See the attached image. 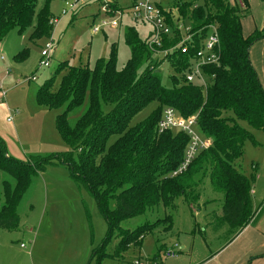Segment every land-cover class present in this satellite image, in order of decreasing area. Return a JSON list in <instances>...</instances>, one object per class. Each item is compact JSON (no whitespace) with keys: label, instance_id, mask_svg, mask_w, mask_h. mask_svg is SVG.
<instances>
[{"label":"trees","instance_id":"1","mask_svg":"<svg viewBox=\"0 0 264 264\" xmlns=\"http://www.w3.org/2000/svg\"><path fill=\"white\" fill-rule=\"evenodd\" d=\"M51 1L44 0L36 11L37 0H0V42L14 29L21 34L33 20L31 39L48 38L52 30ZM165 2L168 10L175 9L184 23L188 22L192 32L199 31L195 43L206 35L207 25L216 28L217 60L203 67L208 78L206 90L185 80L189 57L177 50L166 57L174 74L169 85L163 84L155 72L161 61H154L155 52L148 47L147 39L141 40L128 26L123 35L129 57L123 66H117L113 45L107 60L97 59L92 65L61 63L37 90L36 102L50 109L63 108L55 127L67 150L20 162L6 154L0 137V170L14 180L13 187L3 182L0 228H17L19 200L31 176L47 163L65 166L70 178L94 198L107 224V236L97 249L102 253H95L98 258L114 237H118L116 248L126 250L140 245L143 236L155 228L169 229L177 209L176 199L182 197L192 211L206 179L222 194L221 213L215 215V225L226 226L231 238L251 223L257 214L251 203V180L236 163L245 141L252 140L250 130L240 121L252 129L264 130V87L249 59L250 47L264 34L258 30L243 34L241 19L248 12L246 1H241L243 6L228 0ZM160 7L164 8L161 3ZM172 31L162 48L178 41L175 26ZM58 75L59 86L53 90ZM151 104L155 106L147 116L131 125L132 118ZM81 107L83 111L71 124L70 114ZM165 108L174 109L182 117L196 115L199 132L210 141L187 169L175 176L171 173L183 160L188 136L176 130L158 132ZM159 206L164 213L153 222L133 230L122 228L123 221L152 213ZM167 249L164 247V254Z\"/></svg>","mask_w":264,"mask_h":264},{"label":"rangeland","instance_id":"2","mask_svg":"<svg viewBox=\"0 0 264 264\" xmlns=\"http://www.w3.org/2000/svg\"><path fill=\"white\" fill-rule=\"evenodd\" d=\"M66 1L77 4L76 9L62 15ZM228 1L231 4L239 1V6H243L241 1L247 2L248 12L241 23L243 33L249 35L261 14L262 0ZM132 3L134 0H52L49 18L50 21L56 19V22L50 23L52 30L48 38L31 39L33 20L24 32L19 34L14 29L0 42V137L9 157L27 162L33 156L44 157L67 150L55 127L56 117L63 108L50 109L39 105L37 90L64 61L70 65H92L97 59L107 60L112 45L117 53V66H123L129 57L123 35L125 27L135 29L141 40L147 39L150 32V25L130 19L128 8ZM43 4L44 0H37L36 11ZM111 4L121 8L116 11L123 13L115 26L109 24L118 18ZM161 5L167 10L165 0ZM104 6L107 13L103 12ZM169 10L172 14L175 9ZM101 21L106 25L93 33L92 28ZM185 27H189L188 22ZM49 38L53 42L50 65L39 67L41 48ZM22 50L26 51L23 55ZM18 53V58L14 59ZM153 58L162 60L163 56L154 53ZM155 72L163 84L169 85L174 72L168 62L161 61ZM60 77H55L53 90L58 88ZM154 106L151 104L135 115L130 124L145 118ZM83 109L81 107L70 114L71 124ZM240 124L250 130L252 140L245 141L243 154L236 165L251 180V203L258 211L243 237L233 240L228 250L243 241L249 246L243 251L248 257L245 264H264V130L252 129L244 121ZM4 181L13 187V178L0 170V206L4 202ZM201 191L192 211L182 197L176 199L177 209L172 214L169 229L155 228L143 236L140 245H131L126 250L116 248L118 237H114L104 247V255L98 258L96 255L102 251L97 249L107 236V224L94 198L85 187L70 178L65 166L44 164L40 172L31 176L16 207L17 228H0V264H196L206 261L219 245L227 241L229 233L214 224L215 215L221 213L222 194L216 192L207 179L203 181ZM163 213L164 209L159 206L152 213L123 221L121 226L133 230L146 222H153ZM181 245L184 249L179 248ZM164 247L174 249L177 254L165 257ZM222 252L216 253L214 258H219L212 261L213 264L229 260Z\"/></svg>","mask_w":264,"mask_h":264},{"label":"built area","instance_id":"3","mask_svg":"<svg viewBox=\"0 0 264 264\" xmlns=\"http://www.w3.org/2000/svg\"><path fill=\"white\" fill-rule=\"evenodd\" d=\"M160 3L161 0H136L128 8L130 19L135 22H142L150 25L147 45L153 52L161 54L165 59L175 50L179 51L182 55H188L189 64L185 72V80L189 83L200 85L206 90L208 78L203 72V67L214 64L218 56L219 39L215 26L212 24L207 25L206 35L195 43L194 37L199 34V31L192 32L190 27H185V23L181 18L178 17L175 19L169 10L160 7ZM76 5L75 3L66 1L61 14L65 15L73 11ZM103 8V12L107 13L105 6ZM108 12H110V8ZM115 14H117L118 18L109 23L112 26L117 24V20H120L122 15L116 10ZM55 22L56 19L50 21L51 24ZM105 25L106 23L101 21L100 25L92 28V32L96 33L100 31L101 27ZM173 26H175L179 33V39L174 45L168 48H162L165 37L168 38L173 34ZM50 38L49 41L45 43L44 47L41 48L38 61L39 67H48L50 65L51 50L53 49V42ZM3 94H5V92H3ZM15 113H17V111H15ZM157 129L158 132L166 130L181 131L188 136L183 160L177 169L171 173L172 176L184 172L196 155L201 150L206 149L210 143V141L198 130L196 115L182 117L172 108H165L163 110ZM21 247H25V245L21 244ZM164 255L165 257H173L175 252L173 250H167Z\"/></svg>","mask_w":264,"mask_h":264},{"label":"crops","instance_id":"4","mask_svg":"<svg viewBox=\"0 0 264 264\" xmlns=\"http://www.w3.org/2000/svg\"><path fill=\"white\" fill-rule=\"evenodd\" d=\"M162 1V0H161ZM168 10V9H167ZM170 11V10H169ZM172 15L174 17H178V13L176 10L172 11ZM259 18L256 19L255 21V27L253 30H258L261 31L264 34V0H262L261 2V14L259 16H257ZM179 18H181L179 16ZM242 21V19H241ZM242 24V23H241ZM249 30V29H248ZM252 30V31H253ZM150 34V32H149ZM244 34V33H243ZM245 36H247L246 34H244ZM149 36V35H148ZM249 59L257 73V76L260 80V82L262 83L263 87H264V37L258 41H256L249 49ZM167 59L163 58L162 60H154V61H166ZM263 200V199H262ZM264 203V200H263ZM258 211V210H257ZM217 215H220L217 214ZM251 224V223H250ZM250 224H248L245 228H243L238 234H236L233 237H228V239H226L227 241H225V243H223V245H219L217 247V249H215V253L213 254V256L209 259H207L206 261H201L199 263L196 264H213L212 261H216L218 257L214 258L216 253L222 252L221 254H223L224 252L226 253V255L229 257V260L226 261L225 259L222 260L221 262H218L216 264H245L247 260V258L245 257V254H243V251L247 248L248 245H244V242L242 241L240 243L239 246H236L235 248H233L232 250H228L229 246L231 245V242L233 240H235L238 236L239 237H243V233L248 230ZM222 228L225 230L224 233H228L227 231V227L226 226H222ZM193 232H195V229H192ZM197 231V229H196ZM205 232V231H203ZM256 233L255 231L253 232V234ZM243 240V238H242ZM249 247V246H248ZM180 249H184V245L179 246ZM167 258H171V257H167ZM211 259V260H210ZM209 260V261H208ZM237 260V261H236ZM260 261V260H258ZM194 262V261H192Z\"/></svg>","mask_w":264,"mask_h":264}]
</instances>
